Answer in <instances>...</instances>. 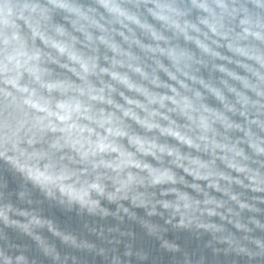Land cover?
<instances>
[{
	"label": "water",
	"instance_id": "water-1",
	"mask_svg": "<svg viewBox=\"0 0 264 264\" xmlns=\"http://www.w3.org/2000/svg\"><path fill=\"white\" fill-rule=\"evenodd\" d=\"M6 2L0 264H264V40L185 78L199 49L142 0Z\"/></svg>",
	"mask_w": 264,
	"mask_h": 264
},
{
	"label": "clouds",
	"instance_id": "clouds-1",
	"mask_svg": "<svg viewBox=\"0 0 264 264\" xmlns=\"http://www.w3.org/2000/svg\"><path fill=\"white\" fill-rule=\"evenodd\" d=\"M101 2L104 7L110 8L108 0H101ZM126 2L136 4L140 3L141 0H126ZM142 2L145 5H152L151 8L147 9L151 15L165 20L167 26L174 29L178 36L194 42L199 49L198 53L193 51L186 54L182 60L174 58L173 66L176 74L181 77L190 78L185 71V65L195 66L201 63L205 56L216 55L213 51V46L216 45L215 38L227 41L229 49L235 52L240 51L234 47V41L237 39L257 38L264 40V0H188L187 4H184L183 0L180 4H164L161 0H142ZM181 6L198 11V16L194 22L189 21L186 14L179 10ZM9 9L10 5L6 0H0V10L7 13ZM126 18L131 19L130 17ZM193 34L197 37L194 41ZM200 37L203 40L199 39ZM172 78L176 79V76L173 75ZM181 87L186 88V85L182 84ZM260 107L264 108V105ZM182 110L186 113L189 112L186 103H183ZM208 120L215 122L212 121L211 114H209ZM250 123L254 124L257 121ZM200 129L201 139L211 131L210 127H205L202 123ZM0 134H2L0 138L7 142L11 136L15 135V132H12L10 126L5 123L0 125ZM191 206V202L180 199L176 203V211L178 213L183 211L187 214Z\"/></svg>",
	"mask_w": 264,
	"mask_h": 264
}]
</instances>
